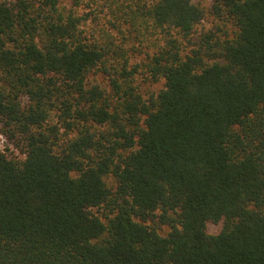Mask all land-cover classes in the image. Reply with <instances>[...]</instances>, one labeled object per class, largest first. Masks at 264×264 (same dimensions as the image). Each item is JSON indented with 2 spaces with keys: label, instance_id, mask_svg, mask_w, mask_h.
Here are the masks:
<instances>
[{
  "label": "trees",
  "instance_id": "1",
  "mask_svg": "<svg viewBox=\"0 0 264 264\" xmlns=\"http://www.w3.org/2000/svg\"><path fill=\"white\" fill-rule=\"evenodd\" d=\"M67 1L0 0V264H264V0Z\"/></svg>",
  "mask_w": 264,
  "mask_h": 264
},
{
  "label": "rangeland",
  "instance_id": "2",
  "mask_svg": "<svg viewBox=\"0 0 264 264\" xmlns=\"http://www.w3.org/2000/svg\"><path fill=\"white\" fill-rule=\"evenodd\" d=\"M196 3H199L205 7H209L212 4V0H193ZM63 3L65 5H67L68 7H70L72 4L70 1L67 0H63ZM91 8L87 7H83L80 8V13L82 14H86L89 13V17L90 20H88V24H87V28L88 31H96L93 32L94 34H96L97 36L99 35V30L102 29L104 27V25L107 26V22L109 21L107 19V15L105 13V11H101L99 10V7H97L96 5L90 6ZM97 15H99L100 18L97 17ZM213 18L210 17L209 19H207L203 24L204 25H210L212 24ZM140 58V57H139ZM139 58H136V54L132 55V60L133 62L138 61ZM100 77V76H99ZM100 80H103V78H99ZM137 81L140 83V87L142 90V94L148 98L151 95H156L162 88H164L165 85V80L164 79H160L159 81H150L145 80L143 75H140L137 77ZM2 130L1 125H0V131ZM0 146L3 148L9 147V153H12L14 156H22L21 153L13 148V145L10 144V142H6V139H4L3 136L0 135ZM222 223H210L208 225V230L211 233H218L221 228H222ZM169 231V227H165L162 232H167Z\"/></svg>",
  "mask_w": 264,
  "mask_h": 264
}]
</instances>
